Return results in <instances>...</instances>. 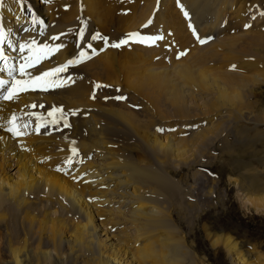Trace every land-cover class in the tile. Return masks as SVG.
Returning a JSON list of instances; mask_svg holds the SVG:
<instances>
[{"label":"bare ground","instance_id":"bare-ground-1","mask_svg":"<svg viewBox=\"0 0 264 264\" xmlns=\"http://www.w3.org/2000/svg\"><path fill=\"white\" fill-rule=\"evenodd\" d=\"M60 1L62 4L63 1ZM81 1L84 5L82 12H76L79 0H73L76 9L73 10L75 6L70 5L74 7L68 14L60 8L61 12L67 13L62 17L64 13L59 16L61 12L56 14L50 11L56 5L48 0H23V3L20 0H0V28L5 33V42L0 49L7 58L3 66L13 68L11 59L17 55L20 45L28 46L23 52L33 54L38 47L49 46L48 41H53L51 37L60 33L66 35L64 31L68 28L75 35L73 41H68L74 44L80 39L81 30L90 38L95 28L104 36L110 35L114 27L110 23L114 12L112 4L99 0ZM50 2L54 3V0ZM183 2L191 20L202 27L201 32L215 35L217 39L203 48L197 44L192 52L193 57L173 64L170 69L167 67L169 71H165L162 64L152 62L155 55L140 56L132 52L120 55L121 51H102L95 56L97 58L89 59L93 54L85 49L89 53L88 60L74 70L68 68L58 77L49 78L55 79L65 90L57 91L58 87L54 89L51 86V91H57L54 95L45 94L47 91L39 94L29 92L21 94L18 99L3 101L0 105V264H160L163 255H169V251H163L164 230L169 227L168 218L176 209L181 210L182 206L179 204L172 209L167 206L173 194L177 195L180 190L168 173L170 169L188 165L192 161L181 142L192 146L198 139L206 140L211 120L204 118L198 125L187 121L186 139H170L169 142L151 135L150 126L153 120L179 117L183 121L182 118L195 117L191 114L196 112L190 113L192 108L189 109L188 105H196L201 95H195L190 86L202 84L201 89L207 91L209 88L204 85L205 80L217 79L210 70L202 68L206 62L220 58L217 46L231 49L227 56L234 63H244L245 71L258 69L252 58L257 56L259 48L264 49V35L261 33L252 35L242 29L236 34L227 33L220 37L224 32L222 21L229 17L232 22L236 17L234 13L237 16L241 14V0L237 7L236 0ZM68 5L63 8L67 6L68 9ZM147 8L137 12L138 17L127 19L124 30H135L140 24L138 19L145 17ZM242 19H237L241 28ZM68 36L64 39H69ZM33 41L36 43L33 44ZM63 42L65 49L62 47L59 53L50 54L41 68L32 71L34 74L62 66L72 58L75 60L77 51L73 44L71 56L68 57L69 48L66 50L67 43ZM104 44V41L95 40L94 46L99 48ZM13 60L17 61L16 58ZM24 63L22 59L16 64L14 69L17 71L12 72L8 80L13 83L14 77L17 80L29 79L28 76L21 77L18 71ZM229 74L222 79L221 87H217L220 88L219 94H222V88L223 94L230 89L241 91L244 78L250 76ZM122 75L125 85L154 108L143 113L141 120L129 109L115 106L112 101L114 96L104 98L105 90L96 87L109 85L113 89L107 96L114 95V84L119 85ZM91 97H94V102H90ZM53 108L61 109L62 113L56 111L49 115L54 112ZM205 112L203 114L210 111ZM13 117L16 118L14 121ZM64 119L70 127L64 126ZM19 120L26 124L30 121L34 123L33 133L29 131L30 138L25 135L22 138L26 129L21 130L22 126L19 128ZM50 120L58 123L54 128L56 135H38L36 128L52 126ZM4 127L7 134L3 131ZM10 127L19 129L22 135L13 136L8 131ZM58 130L62 133H58ZM68 134L71 140L73 137L82 138L78 147L75 144L77 152L82 155L79 153L74 157L72 151L67 149V146L71 147L69 144L62 146L56 141ZM114 137L135 140V147L149 157V162L144 158L125 160V155L112 148ZM69 158L73 161L71 168L65 163ZM166 165L169 172H166ZM246 197L245 202L249 207L256 211L264 208V195L258 199ZM155 235H158L157 239ZM225 240L234 262L244 264L245 260L237 252L231 238ZM142 241L145 243L138 245ZM216 243L218 240H214ZM177 248L181 249V245L178 244ZM173 253L178 252L174 250ZM174 260L176 264L181 263L180 259L174 257Z\"/></svg>","mask_w":264,"mask_h":264},{"label":"rangeland","instance_id":"rangeland-1","mask_svg":"<svg viewBox=\"0 0 264 264\" xmlns=\"http://www.w3.org/2000/svg\"><path fill=\"white\" fill-rule=\"evenodd\" d=\"M50 1L52 0H48L50 4L58 6L50 5L51 7L53 6V8H50V11L56 14L61 12L60 8H62V11L64 9V12L68 13L69 10L75 6L73 0H69L72 1L71 3L67 0L69 5L66 2L63 3L65 0H62L63 5L60 0H56L54 3ZM99 1L112 4L111 9H114L112 14L113 22L110 20V23L114 27L111 28L112 32L108 36H104L101 31L95 28L92 36L99 33L107 39L108 43L97 48L94 46L95 40L88 37V34L84 35L83 43L85 45L82 43L81 39L77 41L78 43H70L71 40L73 41L75 35L73 31L70 32L72 29L68 28L64 31L66 35L64 33H60L63 36L60 34L56 35L63 37L59 39L61 44L68 35V38H72L65 40L67 43V47L65 46L66 50L69 48V51H67L69 52L68 57L71 56L70 51L73 48L71 44H73L74 50L77 51V55H79L78 51L82 49L81 47H83V49L79 52L83 50L86 52L85 49L91 52L93 55L90 57L88 56L89 59L98 56L102 51H115L117 53L121 51L122 54L120 55H126L128 52L140 56L151 54L155 55L153 57L155 60L152 58L154 64H162L165 66L164 68H166L165 71H169L167 69H170L173 64L181 63L188 57H193L192 52L194 48L197 47V44L199 48H203L208 45V42L209 44H213L217 39L215 35H204L201 32L202 27L199 25L197 26L193 19L191 20L190 13L189 18L185 19L180 8L177 6V0H164V3L163 0ZM157 1L159 8L154 12ZM183 1L184 0H180L185 8ZM241 1V14L237 16L236 13H234L236 17L232 22H230L229 17L222 21L224 32L223 35L220 36L221 38L227 33L232 35L241 32L242 29L244 32L252 35L257 33L264 35V16L260 15V12H264V0ZM241 3L240 0H236V7ZM82 4V1L79 0L77 9L75 6L73 10L76 9L77 13L82 12L81 10L84 9V5L82 6ZM65 5H68L69 8L66 9L67 6L63 8ZM70 5L74 6L70 7ZM136 6L138 8H136ZM107 7L110 9L109 6ZM145 7L149 8H147L144 13L145 17L141 20L138 19V22H140L139 26H137L135 30L125 31L126 20L135 18V16L138 17V13ZM100 10L101 9L98 10V17L100 16ZM185 10L189 12L187 8ZM148 11L149 14L147 16ZM64 12H61L59 16H61V14L63 15ZM67 13H64L62 17H65ZM160 14H162L161 18L159 17ZM18 17L19 16H17V18ZM240 17H243V28H241V25H239L240 22L237 20ZM149 20L152 21L151 24L144 27ZM236 24L239 25L238 28ZM189 25L196 29L201 38L208 41L204 44L197 43L193 37L192 31L189 29ZM246 25H250V27H246ZM130 32H140L146 36L159 34L164 36L165 39L158 41L151 47L131 43L127 44L129 47L126 49L125 47L127 45L119 48L111 47L112 43H117ZM69 33H71V35ZM68 40H70V42ZM59 41H52V43L48 41L49 47H53L57 43L60 44ZM190 41L192 43H190ZM89 44L92 48L88 47ZM190 44L192 45L190 46ZM217 48L218 52H220V58L210 60L202 65L203 69L210 70L213 75L215 74L217 79L207 78L205 80L204 85L206 88H209L207 91L201 89L202 86L200 85L202 84H198V86L197 84H192V86H190L195 92V95H201L196 105H188L189 109L192 108L190 113L196 112V114H202H191L195 117H190V119L182 118L183 121H181L179 117L163 119V121L153 120L150 126L151 135L169 142L170 139L176 141H178L179 138H181V140L186 139L188 133L187 121L198 125L203 122L202 120H204V118H209V120H211L206 140L198 139L192 146L185 141L181 142L182 148L186 150V154L191 157L190 160L192 161L188 165L170 169V172L169 169L166 168L167 165L165 166L166 172H169L170 178L176 182L180 189L177 195L173 194L171 197L172 200L167 206L172 209L181 204L182 209H176L168 218L169 227L164 230L165 247L163 251H169V255H163V262L160 264H176L174 257L180 259V264H236L231 255L230 246L227 245L228 243L225 240L227 237L231 238L232 244L236 246L237 252L245 260L244 264H264V208L260 211H256L245 202L246 196H252L258 199L264 195V49L259 48V52L256 51L258 57L252 58L253 64H256L258 69L252 71L248 70V72L244 69V63L241 61L234 63L229 59L227 55L228 52H231V49L228 50L227 47V50L223 49L224 47H220V45L217 46ZM63 49H65L64 46ZM195 50H197V48ZM55 54L56 53H54V55ZM76 56L75 59L77 58ZM88 57L84 60H88ZM72 60H74V58H72ZM74 68L75 67L70 69L74 70ZM229 73L250 76L244 78L245 83L241 91L238 89H230L227 93L223 94L224 89L222 88L223 92L219 94L220 88L217 87H221L222 79L230 76ZM118 84L119 85L114 84V95L109 96H107V94H111L110 91L113 89L111 86L106 85L99 87V89L106 91H103L104 98L114 96L112 101L114 100L115 106H122L123 109H129L139 117L140 120L142 119L141 115L143 113L153 111L154 108L150 102L141 100L134 90L129 89L125 85L123 75L120 76ZM52 87L54 88L55 86ZM52 87L50 86L48 88L49 91L47 90L45 94L49 93L50 95H54L59 89H63L62 86H59L60 88L58 87L57 91H54L57 87L51 91ZM241 94L242 97L240 96ZM131 95L132 97H130ZM122 96L125 98L123 101L116 100L117 97ZM205 101L207 102V106L205 105ZM90 102H94V97L90 98ZM207 108L209 109L207 110ZM55 109L58 108H53L52 111ZM205 111L210 112L203 114ZM1 113H3L2 110ZM12 113L15 112L13 111ZM50 123L55 127L58 125L56 120H54V122L50 120ZM25 124L26 123L21 120L18 122L19 128L22 126L20 128L21 130H24L23 125ZM41 127L43 129L47 128L43 125ZM4 128L3 131L7 134V129L5 128V131ZM158 129H163V131H158ZM47 130L49 131V129ZM24 131L26 133L23 132L22 138L24 135L30 138V132ZM32 133L33 130L31 131V134ZM44 133L41 135L46 136L47 134V136L52 137L56 135L55 133L50 135L48 132ZM3 136L4 135L1 137ZM81 139L82 138L73 137L71 140L68 134L59 141H56L61 143L62 146L64 144H69L71 147L67 146V149L71 150L72 147L75 148L76 145L78 147V142ZM69 141H72V143H69ZM111 145L112 144H110V146ZM135 146H137L135 140H123L114 137L112 148H114V151H120V154L125 155V160L129 159L131 161H136L139 160V158H144L147 159L146 162H149V157ZM77 147L75 149H77ZM78 153L82 155L81 152ZM165 197V199H167L166 195ZM164 200L162 199V201ZM163 215H167V213ZM155 237L157 239L158 235H155ZM214 240H218V243L214 244ZM113 241H115L114 238ZM144 243L145 242L142 241L138 245ZM178 244L181 245V249L177 248ZM174 250L178 253H173Z\"/></svg>","mask_w":264,"mask_h":264},{"label":"snow or ice","instance_id":"snow-or-ice-1","mask_svg":"<svg viewBox=\"0 0 264 264\" xmlns=\"http://www.w3.org/2000/svg\"><path fill=\"white\" fill-rule=\"evenodd\" d=\"M21 3H23V0H20ZM177 6L180 8L181 13L184 15L185 19L189 18V13L185 10L184 6L182 5V3L180 2V0H177ZM261 16H264V12H260ZM151 20L148 21V23L146 25H144V27H147L148 24H151ZM246 27H250V25H246ZM189 29L192 31L193 37L194 39L200 43V44H204L207 41L204 38H201L196 29H194L191 25H189ZM79 38L81 40L84 39V32L83 30L80 31L79 33ZM51 39L53 41H57L60 39V36H53L51 37ZM92 40H101L104 41L105 43H108L107 39L102 36L101 34L97 33L93 36H91ZM165 37L162 35H152V36H146L143 35L140 32H130L127 33L126 36L122 39H120L117 43H112L111 47L113 48H119L121 46L127 45V44H142L145 46H154L158 41H162L164 40ZM5 42V33L3 31L2 28H0V45H2ZM33 44H35L36 42L33 41ZM11 46V45H9ZM26 45H20L19 46V51L23 52L26 49ZM63 45L62 44H57L53 47H49L48 45H44L43 47H38L34 52H33V56H30L28 58H26L25 63L20 65L18 71L21 77H25L28 76L29 79L27 80H17L15 77L13 78V83L12 85H8L7 81H2L0 80V89H5L6 90V94L0 96V100H4V101H11L14 99H18L19 98V93L21 92H25V91H35V90H42V91H47L49 86H55V87H59L61 86L60 83H57V81L55 79H49V78H54V77H58V75L60 73H64L67 71L68 67L71 65H75L78 63H82L84 61V59L86 57H88V53L81 51L79 53V56L77 59L75 60H69L66 64L59 66L57 68L51 69L49 71H45L42 72L41 74L37 75V76H31L30 73L27 71V69L29 68H33L36 67L43 59H46L49 57L50 54H54L56 52H59L62 49ZM89 48H91V45H88ZM29 50H31L29 48ZM7 58L4 56L2 49H0V61L6 60ZM13 71H17L16 69H10L9 70V75H12ZM96 87H101V85H97ZM117 99H125L124 97H117ZM56 111H59L62 113L61 109H55L54 112L49 113V115H53ZM75 114V113H73ZM16 118L13 117V121ZM64 126L65 127H70V125L68 124L67 120L64 119ZM8 131L10 133H12L13 136L15 137H19L20 135H22V133L20 132L19 129L15 128V127H10L8 128ZM158 131H163V129H158ZM73 156H78L79 153L77 152V150L73 147L71 149ZM67 167L71 168L72 167V159L69 158L66 162ZM60 169H57V171H59Z\"/></svg>","mask_w":264,"mask_h":264}]
</instances>
